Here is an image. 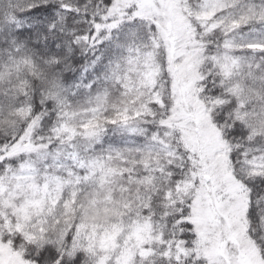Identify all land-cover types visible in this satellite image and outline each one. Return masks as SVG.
Wrapping results in <instances>:
<instances>
[{"label":"snow or ice","instance_id":"snow-or-ice-1","mask_svg":"<svg viewBox=\"0 0 264 264\" xmlns=\"http://www.w3.org/2000/svg\"><path fill=\"white\" fill-rule=\"evenodd\" d=\"M0 264H264V0H0Z\"/></svg>","mask_w":264,"mask_h":264}]
</instances>
